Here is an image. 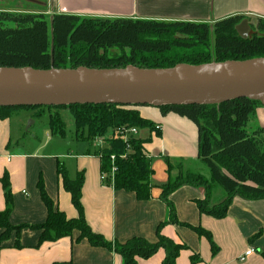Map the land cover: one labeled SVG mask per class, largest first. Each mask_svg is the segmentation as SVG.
<instances>
[{
	"label": "trees",
	"instance_id": "1",
	"mask_svg": "<svg viewBox=\"0 0 264 264\" xmlns=\"http://www.w3.org/2000/svg\"><path fill=\"white\" fill-rule=\"evenodd\" d=\"M244 19V16H234L207 24L128 18L80 19L77 15L58 14L47 21L41 14L7 11L0 14V66L36 69H76L81 66L169 68L178 64L201 65L264 57V19L257 18L258 25L250 23L252 33L247 38L241 36L236 29ZM210 26H214V31L218 33L215 38L216 49L213 46L212 50L208 46L205 49L189 51L178 47L188 39L179 32L189 33L208 29ZM218 42H221V47ZM233 45L240 50V54L229 53L228 48ZM219 51L221 52L217 54ZM49 107L70 109L75 119L77 138L91 142L97 137H103L107 142L105 147L94 152L101 158V172L107 175L106 184L116 190L133 192L139 200L151 197L154 170L152 158L145 146L151 138L132 136L125 140L118 133L122 127L155 131L156 123L143 117L138 110L139 106L76 104L0 107V119L13 117L19 109L35 111L34 117H42L44 114L38 109ZM260 107L264 105L259 100L249 98L221 104H165L158 107L164 113L177 112L197 123L199 158L210 166L212 173L211 179H208L201 173L180 172L176 178H171L162 186L161 197L171 206L170 220L166 223H179L169 195L184 185L205 187L207 197L198 201L199 208L203 213L221 219L227 216L236 196L248 200L264 199V129L260 127L249 133L245 127ZM58 116L59 114H50L51 135L65 138L67 130L63 119ZM110 131L112 135L107 137ZM156 134L160 136L161 130L156 131ZM112 156H115L114 160ZM173 168L168 162L169 172ZM57 174L64 189L71 194L72 203L79 215L77 218L68 219L50 198L44 180L40 177L37 186L47 207L48 216L44 223L31 226L41 231L39 244L57 241L78 231L77 240L87 239L93 246L113 249L121 255L123 264H138L139 259H148L162 248L166 256L161 264H177V258L186 246L161 233L165 222L157 229V242H150L143 237H133L125 242L108 241L102 234L94 232L85 218L82 204L84 171L71 178L64 163L58 160ZM216 181L221 184L226 197L219 204L209 206L206 199L214 186L213 182ZM2 184L6 209L0 211V228L4 230L0 235V243L13 231L19 234L26 226H14L10 222L14 203L8 173L3 176ZM193 229L206 236L216 252L217 247L211 232L197 227ZM16 246H20L18 240ZM191 261L196 264L199 261L198 256L193 255Z\"/></svg>",
	"mask_w": 264,
	"mask_h": 264
},
{
	"label": "crops",
	"instance_id": "2",
	"mask_svg": "<svg viewBox=\"0 0 264 264\" xmlns=\"http://www.w3.org/2000/svg\"><path fill=\"white\" fill-rule=\"evenodd\" d=\"M51 3L58 13L95 18L207 24L234 16L264 19V0H53ZM138 110L143 117L161 126L160 136L150 129H139V133L133 135L141 139L150 137L151 141L145 145L148 155L160 156L157 163H152L153 188L147 200H139L135 193L116 190L103 181L101 158L94 152L107 145L105 140L103 146H98L95 140L89 142L75 136L77 142H89L90 147L80 152L45 155L41 150L47 141L42 145L39 139L33 151L24 152L20 144L23 130L32 120L26 126L27 131L31 130L39 118L34 117V112L22 111L11 118L0 119V211L6 209L2 178L8 173L14 203L10 222L14 226L26 225L19 234L13 231L0 243V264H123V258L113 249L93 246L87 239L77 240L78 231L57 241L39 244L41 231L31 226L44 223L48 216L37 186L40 177L48 195L68 219L79 215L71 194L58 177L60 158L67 160L64 165L71 178L84 171L85 218L92 230L108 241L125 242L143 237L157 242V229L165 222L161 233L186 246L177 264H192L193 255L199 258L196 264H264V199L236 196L227 216L221 219L200 210L198 201L207 197L205 187L184 185L169 195L179 223H166L170 220L171 206L161 197L162 186L178 175L174 170L169 172L168 162L174 166L179 161L199 158V128L193 120L177 112L164 113L151 106H139ZM258 112L264 115V107ZM15 127L21 130L16 140ZM179 164L183 166L182 162ZM213 189L206 199L209 206L221 202L213 201ZM194 227L211 232L216 252L210 240ZM3 231L0 228V235ZM17 240L20 246H16ZM251 247L255 252L241 261ZM165 256L162 248L148 259H139L138 264H161Z\"/></svg>",
	"mask_w": 264,
	"mask_h": 264
},
{
	"label": "water",
	"instance_id": "3",
	"mask_svg": "<svg viewBox=\"0 0 264 264\" xmlns=\"http://www.w3.org/2000/svg\"><path fill=\"white\" fill-rule=\"evenodd\" d=\"M236 29L247 38L248 20L244 19ZM241 98L259 100L264 105V57L169 68L0 66V107L76 104L160 107L221 104Z\"/></svg>",
	"mask_w": 264,
	"mask_h": 264
},
{
	"label": "rangeland",
	"instance_id": "4",
	"mask_svg": "<svg viewBox=\"0 0 264 264\" xmlns=\"http://www.w3.org/2000/svg\"><path fill=\"white\" fill-rule=\"evenodd\" d=\"M53 0H0V14L2 12L7 11H17V12H24L25 14H41L42 18L44 20H50L53 19L55 15L58 14H65L62 12H56V9L51 5ZM6 10V11H5ZM80 19H82L85 16H79ZM95 18V17H94ZM249 23H254L255 25L258 23L256 18H246ZM1 23V20H0ZM258 25V24H257ZM183 36H187V40L183 42L182 44L178 45L179 48H185V50H196V49H205L206 47L213 46L216 49V39L217 38V32L214 31V26H210L208 29L198 30V31H192V32H179ZM251 27L249 30V35H251ZM260 33V32H259ZM258 34V33H257ZM248 35V36H249ZM212 45V46H211ZM218 46L221 47V42H218ZM174 47V46H173ZM229 53L240 54V50L236 46H230ZM221 50V48H219ZM221 51H219L217 54H219ZM158 108L155 106H151V108ZM256 111L255 116L251 117L248 122L246 123L245 127L246 130L249 133L254 132L262 127L264 129V115L261 112ZM19 112L22 111H31L26 109H19ZM40 113H43L44 116L38 117L39 122L36 126H34L31 130L27 131L26 126L29 125V121L27 122V125L25 126L24 135L20 139V144L22 145L21 149L22 151H33L35 147L39 145V139H41V142L44 143L47 141V144L42 148L41 153L45 155H58L60 153L66 154V153H73V152H80L81 149L90 147V143H79L75 140V119L73 114L71 113L70 109L67 108H55V107H49V108H40L38 109ZM37 110V111H38ZM35 112V111H31ZM50 114H59L60 118L63 119V122L65 124L67 135L65 138L59 137V136H50L52 134L51 129L49 127L50 122ZM58 116V117H59ZM59 120V119H58ZM15 140L20 136L21 130L17 127H15ZM35 135H37L35 137ZM112 135L111 131L107 134L108 137ZM85 136H87V132L85 131ZM83 139V138H82ZM157 160H160V156L156 154L152 158V163H157ZM162 160V159H161ZM60 161L62 163H65L67 160L65 158H60ZM162 161H165L163 159ZM179 162L183 163V166L179 164ZM178 163L174 164L173 170L176 172V175L180 174V172L185 173L186 171H193L197 173H201L205 175L208 179H211V168L210 166L202 161L200 158L198 159H186L184 161H179ZM175 175V176H176ZM177 175V176H178ZM214 183V189H213V201H222L224 197L226 196L224 189L222 188L221 184L216 181ZM163 251V250H162Z\"/></svg>",
	"mask_w": 264,
	"mask_h": 264
},
{
	"label": "built area",
	"instance_id": "5",
	"mask_svg": "<svg viewBox=\"0 0 264 264\" xmlns=\"http://www.w3.org/2000/svg\"><path fill=\"white\" fill-rule=\"evenodd\" d=\"M161 130V126L160 125H156L155 127V131H160ZM118 133L125 139L128 140L131 136L133 135H137L139 133V129L136 127H122L118 130ZM95 142L98 146H103L104 143V138L103 137H97L95 138ZM112 160L115 159V156L111 157ZM113 172H114V168H113ZM107 178V175L105 173L102 174V179L103 181H105ZM255 252L254 248H250L246 251V253L240 258L241 261H244L247 256H250L251 254H253Z\"/></svg>",
	"mask_w": 264,
	"mask_h": 264
}]
</instances>
